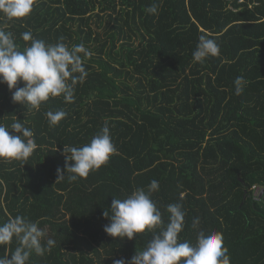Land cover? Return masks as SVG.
Masks as SVG:
<instances>
[{"label": "trees", "instance_id": "trees-1", "mask_svg": "<svg viewBox=\"0 0 264 264\" xmlns=\"http://www.w3.org/2000/svg\"><path fill=\"white\" fill-rule=\"evenodd\" d=\"M154 2L158 14L150 15ZM0 24L20 50L29 43L20 34L30 30L46 43L63 38L93 52L72 103L60 96L31 110L0 83V123L17 118L38 145L23 163L0 160V222L22 215L56 241L28 264L130 259L153 233L113 238L102 213L154 179L160 187L152 199L165 225L166 206L183 205L181 242L215 230L231 264H264V197L251 188L264 187V0H36L29 16ZM202 34L216 39L220 55L197 63ZM237 76L247 81L238 96ZM48 110L68 115L50 127ZM105 123L117 152L87 178L56 183L63 147L83 146ZM16 246H0V255Z\"/></svg>", "mask_w": 264, "mask_h": 264}, {"label": "clouds", "instance_id": "clouds-1", "mask_svg": "<svg viewBox=\"0 0 264 264\" xmlns=\"http://www.w3.org/2000/svg\"><path fill=\"white\" fill-rule=\"evenodd\" d=\"M35 3L36 0H0V18L5 21L23 19L31 14ZM158 9L159 3L154 2L145 11L157 15ZM6 27V24H0V83L6 84L10 91L15 89L11 95L12 102L27 105L35 111H39L50 98L62 96L66 103L74 102L75 85L88 76L85 58H91L93 52L83 43L70 47L63 38L54 44L46 43L34 38L30 30L20 34L24 42H29L20 50L14 34L6 31ZM192 55L194 62L204 63L209 57L220 55V46L216 39L202 34ZM18 81L23 82L22 87H17ZM233 85L234 94L238 96L244 91L247 81L243 76H237ZM67 115L64 110L45 112L50 127L57 126ZM37 147L34 133L25 123L17 118L10 126L0 123V160L23 163ZM116 152L109 126L105 123L90 142L80 147H63L65 165L63 170L56 169V183L65 180L73 183L87 178L91 171L105 165ZM159 187V181L154 179L146 189L137 187L123 199L113 198L110 207L103 211V217L109 221L103 231L113 238L132 240L135 234L146 230L153 233L143 250L130 259H116L113 264H231L229 249L221 232L210 230L206 234L200 230L195 243L179 240L178 234L184 230L186 215L181 203L166 206L169 219L164 224L162 213L152 199V193ZM258 197H264L262 190H259ZM199 222V218H195L193 226ZM14 240L17 246L8 254L0 255V264H28L33 253L43 256L56 244L38 222L22 215L9 216L7 221L0 222V246H10Z\"/></svg>", "mask_w": 264, "mask_h": 264}, {"label": "built area", "instance_id": "built-area-1", "mask_svg": "<svg viewBox=\"0 0 264 264\" xmlns=\"http://www.w3.org/2000/svg\"><path fill=\"white\" fill-rule=\"evenodd\" d=\"M251 188L254 190L255 195L258 197V192H259V190H261V189H259L255 184L252 185ZM263 194H264V190H262V196H263ZM259 195H260V194H259Z\"/></svg>", "mask_w": 264, "mask_h": 264}, {"label": "rangeland", "instance_id": "rangeland-1", "mask_svg": "<svg viewBox=\"0 0 264 264\" xmlns=\"http://www.w3.org/2000/svg\"><path fill=\"white\" fill-rule=\"evenodd\" d=\"M256 185V184H255ZM259 189L264 190V187L256 185Z\"/></svg>", "mask_w": 264, "mask_h": 264}]
</instances>
